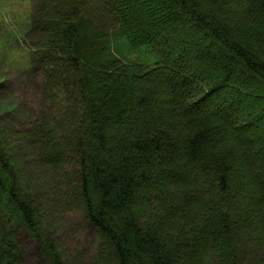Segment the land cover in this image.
Instances as JSON below:
<instances>
[{"label":"trees","instance_id":"1","mask_svg":"<svg viewBox=\"0 0 264 264\" xmlns=\"http://www.w3.org/2000/svg\"><path fill=\"white\" fill-rule=\"evenodd\" d=\"M13 1L36 83L23 161L0 125V264H23L19 235L40 264L82 262L60 240L85 227L89 264H264V0ZM76 207L84 225L61 222Z\"/></svg>","mask_w":264,"mask_h":264},{"label":"rangeland","instance_id":"2","mask_svg":"<svg viewBox=\"0 0 264 264\" xmlns=\"http://www.w3.org/2000/svg\"><path fill=\"white\" fill-rule=\"evenodd\" d=\"M8 1L9 0H0V5L5 4ZM15 3L16 1L13 0H11V3H7L12 10L11 12H13L12 15L8 17L4 13H2V17L0 14V16L2 17L0 18V36L3 37L2 42L7 43L6 53H4V51L0 52V125L3 129V136H5L3 137V141H5L6 143H10V147L12 148L10 156H12V158H16L17 162H21L23 161V157H25V153L27 154V151H30L31 149L30 144H25L21 141L24 137L22 132L25 130V128L21 126L24 123L23 120L27 116L25 113H27L28 111H32V104L30 103V100L31 98L34 99L32 90L34 88V83H36V75L34 73L30 74L22 72L21 70H19L20 65L17 64L20 60L18 58L20 54L15 53V51L17 49L20 50V43L18 41L19 38L16 33L19 29L20 23L25 20L26 4L24 3L20 4V6H16ZM18 35L20 37V33ZM14 36L18 39L17 42H15ZM139 50L143 51L142 59L139 61L151 62V60H154V57L152 55L146 53L145 47H142ZM123 54L128 58L131 57L126 48H124ZM229 113L223 111L222 116H227V114ZM231 113L237 114V112L232 111ZM16 131H20L22 135L20 136V134H18ZM256 131L259 130L255 129L253 133L248 132L245 134L248 138H252ZM27 160H29L30 164L29 168H26L24 171V177L28 176V178L32 180V182H29L27 180V183H25L26 187L30 188V193H32L33 195H42L44 193L47 194V191L50 187L49 182L51 171H48L47 168V170L42 169L44 167L40 163L38 164L36 159H32L31 157H29ZM63 166L61 168H63ZM80 212L81 209L78 207H76L75 213L73 215H71L70 211L68 210L65 215L66 217L61 222L65 224V221L68 218L72 220L73 218H75L74 221L77 222L76 226H78L79 222L83 226L84 224L80 220ZM58 231H60V234L64 233V230L62 228ZM67 231L70 234L73 233V237L70 236L71 238L69 240H66V236L61 237L60 243H62V245H64L65 247L63 249L65 250L68 249L69 246H75L76 248H79L81 250L80 252L83 256V261L78 263L74 261L76 258L67 257V264H89L91 260L94 259L97 253V248L92 247L91 244L93 243V241H95V243L101 242L99 238L101 235H97V233L99 234L100 231L87 227H85V230L82 229L78 233V235L76 230L73 228L68 229ZM18 243V251L21 255L20 258L23 264H37L35 258L34 242L28 239L27 235H19ZM75 251L78 250L75 249ZM41 263L46 264L42 261Z\"/></svg>","mask_w":264,"mask_h":264},{"label":"bare ground","instance_id":"3","mask_svg":"<svg viewBox=\"0 0 264 264\" xmlns=\"http://www.w3.org/2000/svg\"><path fill=\"white\" fill-rule=\"evenodd\" d=\"M126 46V44L125 43H122L120 46ZM136 49V48H135ZM125 57H127L126 55H124ZM35 258H36V261H37V264H40V262H39V260H38V258L35 256Z\"/></svg>","mask_w":264,"mask_h":264}]
</instances>
